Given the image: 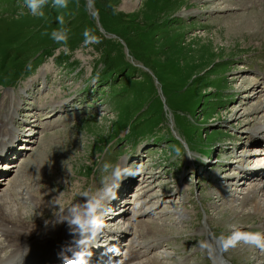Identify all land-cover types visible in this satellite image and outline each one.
Masks as SVG:
<instances>
[{
  "label": "rangeland",
  "instance_id": "1",
  "mask_svg": "<svg viewBox=\"0 0 264 264\" xmlns=\"http://www.w3.org/2000/svg\"><path fill=\"white\" fill-rule=\"evenodd\" d=\"M222 1L95 0L94 9L89 10L87 0H69L66 9L51 7L49 0L45 16L33 17L23 0H0V114L13 104L14 122L39 127L29 144L31 150L14 161L15 167L7 176L14 178L19 166L37 168L33 179L44 170L38 184L41 187L33 186L40 194L31 185L30 190L42 196L41 204L47 208L45 212L41 208L42 214L35 217L40 213L38 202H32L35 212L25 199L28 186L23 192L24 185L14 187L10 182L17 195L15 200L10 194L1 196L8 201L7 209L19 210L22 216L27 212L30 220L47 221L45 215L59 211L55 201L67 207L81 199L80 191H95L101 186L104 162L116 164L123 157L132 160L141 155L138 162L154 178L150 193L158 194L147 202L158 199L144 219L137 218L138 223L141 220L144 228L145 222H151L145 221L147 216L167 211L174 213L175 219L166 214L156 226L153 218L149 229L153 233L147 239L153 248L148 258H156L160 264H210L201 242L208 240L210 246L218 247L212 238L218 241L234 228L264 232L260 228L264 224V176L238 180L236 170L264 163V149L249 147L247 140L253 131L256 140L264 138V3H249L254 11L251 16L258 17L254 25L235 24L231 28L237 15L247 11L221 12ZM22 7L26 15L20 16ZM61 14L70 30L67 46L50 37ZM80 27L84 30L78 35ZM85 29L99 43L85 45ZM23 66L30 68L28 76L10 87ZM41 67H45L44 80L35 75ZM249 91L257 93L249 99ZM58 101L67 106L50 113L43 109ZM5 115L0 116L2 120ZM174 136L180 144L171 141L168 145ZM182 141L191 149L212 151V155L217 152V162L210 159V164L197 168L196 173L190 166L183 170L179 162L168 165L163 154L182 151ZM133 150L130 157L127 153ZM254 154L259 155L257 159ZM175 158L170 155L171 161L187 164L184 155ZM220 163L225 169L214 177L212 173ZM147 178H142L137 188L140 192L149 184ZM28 180L32 179L24 184ZM253 185L261 187L254 194L262 208L259 214H254L249 204H239L243 192ZM132 189L123 195L133 193ZM2 192L0 188V195ZM137 199H130L119 226L141 208ZM25 201L27 207L22 206ZM142 213L138 210L133 221ZM131 230L136 233L138 229L135 226ZM243 245L222 252L228 264L264 261V251ZM157 249L166 254L159 255Z\"/></svg>",
  "mask_w": 264,
  "mask_h": 264
},
{
  "label": "clouds",
  "instance_id": "2",
  "mask_svg": "<svg viewBox=\"0 0 264 264\" xmlns=\"http://www.w3.org/2000/svg\"><path fill=\"white\" fill-rule=\"evenodd\" d=\"M24 7L33 17H44L45 6L49 5V0H23ZM69 6V0H51V7L56 9H66ZM95 0H87V8L93 10ZM95 15V12H93ZM19 15H26L24 8L19 11ZM58 27L50 33L51 39L67 46L70 30L65 26L63 14L57 16ZM84 44L99 43V39L94 36L89 29H85ZM67 51V47H65ZM177 154L180 150L177 149ZM102 172L101 186L95 191L85 189L79 192V196L84 198L83 202L78 201L63 207L58 201L54 202V206L59 207V211L54 213V223H66L70 235V239L60 246L57 253L58 259L62 264H89L94 253L93 248L98 247V240L102 237L105 229V215L110 211L108 205L117 198L118 189L122 181L134 175L133 170L127 165L125 160H121L116 164L104 162L101 165ZM222 251H228L230 248L236 247L238 244L255 246L264 251V232L240 230L234 228L230 234L221 235L218 238ZM202 249H210L211 246L206 242H201ZM25 255L29 248L24 246ZM107 253L119 255V248L116 244L107 248ZM119 264V261H117Z\"/></svg>",
  "mask_w": 264,
  "mask_h": 264
},
{
  "label": "bare ground",
  "instance_id": "3",
  "mask_svg": "<svg viewBox=\"0 0 264 264\" xmlns=\"http://www.w3.org/2000/svg\"><path fill=\"white\" fill-rule=\"evenodd\" d=\"M225 2H226V0L222 1V3H224V7L220 10L221 12L222 11H231V10L244 11L245 9L247 11L246 15H242V14H238L237 15L236 22L230 24V27L232 28L235 24H239L240 27H242L244 25H246V26L249 25L251 27L252 25H254L257 22L256 19L258 17L256 16L257 17L256 18L255 16H251L252 14H254V13H252L254 11H253V7H248L249 3L253 2V4H256L257 6H260L259 3L260 4L264 3V0H248L247 2L242 3V4H239V3H236V2L227 4ZM129 4L131 5L130 2H129ZM232 7H234V8L231 9ZM249 92L250 93H248V95H246V97H248L249 99L253 98L256 95V93H257V91H255V92L249 91ZM246 100H248V99H246ZM257 109H259V106L258 107H254V109H253L254 113H252V114H255ZM8 116L9 115H5L6 118L3 119V120L0 117V148L4 145L3 143H1V139L4 138L5 136L11 134L10 131H8V130H6L4 128L6 124L7 125L9 124ZM254 134H255V131H253L251 133V135L249 136V139H252L254 137ZM260 143H261V145H260ZM253 144H258L257 146H254V147H261L262 146V148H264V139H259V141L256 142V143L254 141H252V143L249 141L248 145L251 146ZM252 156H254V158L257 159L259 155L254 154ZM244 160H246V158ZM247 160H248V158H247ZM262 167H264V166H260L259 165L255 169H256V171H260V170L263 169ZM237 170H238V173L241 176L245 175L246 169H242V167H241V169H237ZM249 172H252V171H249ZM250 178H253V177H250ZM141 182H142V179H141ZM10 184H12V183H10ZM260 188H261L260 185H253L250 189L246 190V192H243L244 194L242 193L243 196H242L241 201L239 203L242 206L249 204L251 206V209H253V213L254 214H259V212L262 209L260 204H259V202H258V200H257L258 199L257 196L254 195L255 192L259 191ZM136 190L139 191L138 189H136ZM16 195H17L16 193H14L13 195L11 193L9 196L12 197V199L15 200L16 198H14V197H16ZM25 195H26L25 199L29 200L31 203L34 202V201L38 202L37 203L38 211H40V209L43 208V206L41 204V197L42 196H40V195H38V196L36 195L35 196L34 195V191L30 190V185L27 187V191H26ZM44 197H47V196H44ZM233 199H234V197H233ZM10 202H12V201H10ZM81 202H83V201H81ZM7 203H8V201H7ZM7 203L4 200H2L1 197H0V237L3 240V246H0V252H1L0 253V264H4L5 263L4 262L5 261L4 257L10 258L11 260L20 259L21 258V254H23V252L26 251L24 249V246H28V248H29L28 253H30L32 251H35V250L48 251V250H51L53 248L61 246L60 244L65 243L66 241H68L71 238L70 235H69L67 224L66 223H54V221H55V217L54 216H53V218H51L47 222L38 221V220H33L32 222H27V221L24 220V217L21 215V213H20L21 211L17 210L18 212L15 213V212H12L11 209L8 210L9 208L7 207ZM13 204H14V202H13ZM33 205L36 206L34 203H33ZM227 209L229 210V212L231 214L235 213V211H234V209L232 207L229 206V208H227ZM124 212H125V210L122 211L121 215H124ZM145 214L146 213L143 212L142 214L136 216V219L138 217H141L142 215L144 216ZM243 215H245V214H243ZM236 216L237 215H235V217ZM237 218H240V217H237ZM232 222H234V221H232ZM237 222H240V221H237ZM234 223H236V222H234ZM143 226H144V228L147 231H149V229H151L149 223L145 222V224ZM234 227H236V225ZM262 228H264V224L262 225ZM123 236L126 237V235H123ZM143 236L144 235H142L141 233L139 234V236L137 235V237H140V238H142ZM137 237H135V239L133 237L128 238L127 246H128V248L131 249V252L129 254L130 255V259L128 260L127 264H138V260H137V262H134V261L136 259H138L141 255L146 254L145 252L148 251L149 249H151V247H152V246H150L147 243H138ZM159 239H157V240L159 241ZM154 240H156V239H154ZM250 246L251 245H245V247L246 248L248 247V249H251ZM6 249H7V251L3 252ZM211 252L213 253V255H212L213 264H226L225 262H227V260L224 258V255L221 254L220 250L218 252H215V251H211ZM217 253L220 254V257L222 258V261L220 260V258L219 259L217 258V256H216ZM263 254H264V252H263ZM144 257H146L145 258L146 262L145 263H141V264H149L148 263L149 261L147 260L148 256H144ZM144 257H142V258H144ZM258 257H259V255H256V259L257 260L261 259V258H258ZM263 258H264V255H263ZM258 261H260V260H258ZM150 264H156V263H154V261H152V263H150ZM261 264H264V261H262Z\"/></svg>",
  "mask_w": 264,
  "mask_h": 264
},
{
  "label": "trees",
  "instance_id": "4",
  "mask_svg": "<svg viewBox=\"0 0 264 264\" xmlns=\"http://www.w3.org/2000/svg\"><path fill=\"white\" fill-rule=\"evenodd\" d=\"M83 30H84V28H83V27H80L79 30H78V32H77V34L80 35V34L82 33ZM77 34H76V35H77ZM78 35H77V36H78Z\"/></svg>",
  "mask_w": 264,
  "mask_h": 264
}]
</instances>
